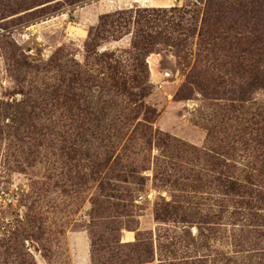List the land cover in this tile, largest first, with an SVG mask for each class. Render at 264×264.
Returning <instances> with one entry per match:
<instances>
[{
    "label": "rangeland",
    "instance_id": "374dc122",
    "mask_svg": "<svg viewBox=\"0 0 264 264\" xmlns=\"http://www.w3.org/2000/svg\"><path fill=\"white\" fill-rule=\"evenodd\" d=\"M136 7L144 56L110 27ZM263 28L264 0H0V264H264Z\"/></svg>",
    "mask_w": 264,
    "mask_h": 264
},
{
    "label": "trees",
    "instance_id": "16d2710c",
    "mask_svg": "<svg viewBox=\"0 0 264 264\" xmlns=\"http://www.w3.org/2000/svg\"><path fill=\"white\" fill-rule=\"evenodd\" d=\"M244 7L251 10L254 7V5H253V3H251V6L246 5ZM141 12L152 14L151 12L154 13V12H156V10H151V9L140 10V8L136 7V8H132L129 10L118 11L116 13V15L118 17V20H117L118 22L116 25L114 23L111 24L110 27L112 29V32L117 33L119 35H124V34L129 35L130 30H132L131 33H133L134 37H135L133 44H132V48L135 51H139L140 53H142V56H144L146 53H151L154 50H153V46H152L153 43H152V45H149L151 48H148L147 51H145V52H144V50L146 49V47L141 46L143 43H146L145 39L141 40V35L143 34V32H145V30H144L145 27H147V25L151 23V21H147V20L144 22H141V18L144 17V15H141ZM116 15H114V16H116ZM106 17H109V16H106ZM207 17H209V16H207ZM203 24L204 25L208 24V18H206V17L204 18ZM263 29H261V31L263 33H260V34L258 33V35L256 37L258 39L252 40L251 39L252 36H250L252 33H249L247 31H246L247 34L243 33V38L241 39V45L243 46L242 54H244V56L247 54H250L251 52H253V50L258 49L260 46V51L258 54V57L260 59V61H259L260 67L258 68L257 72H259L261 69L260 74L262 76L264 75V30ZM108 33H110V30L107 28V25H105V23H103L102 26L95 29V33H93V34L91 33V36H90L91 44L93 45L97 41V39H99L100 41L106 40ZM111 37H113V35H111ZM249 39H250V41H249ZM238 44L239 43L236 42L235 44H232V45H235L237 47ZM116 132H117V134L115 136L119 137L120 128H118ZM258 143L260 144L261 142H258ZM112 144H113V142L110 143V146ZM261 146H264V143ZM261 154H262V160H257L256 164H257V166H261V174L263 175L264 174V153H261ZM247 181H249V178H247ZM228 191H229V193H231L232 190L228 189ZM238 191H241L240 188H238ZM241 204H243V202H241ZM233 239H234V245L233 246H235L236 238H233Z\"/></svg>",
    "mask_w": 264,
    "mask_h": 264
},
{
    "label": "bare ground",
    "instance_id": "6f19581e",
    "mask_svg": "<svg viewBox=\"0 0 264 264\" xmlns=\"http://www.w3.org/2000/svg\"><path fill=\"white\" fill-rule=\"evenodd\" d=\"M161 1V0H160Z\"/></svg>",
    "mask_w": 264,
    "mask_h": 264
}]
</instances>
